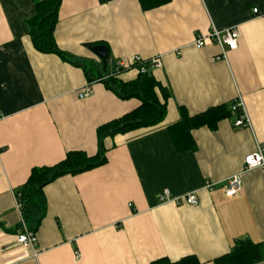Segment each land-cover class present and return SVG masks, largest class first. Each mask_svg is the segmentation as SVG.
Listing matches in <instances>:
<instances>
[{"label":"crops","instance_id":"1","mask_svg":"<svg viewBox=\"0 0 264 264\" xmlns=\"http://www.w3.org/2000/svg\"><path fill=\"white\" fill-rule=\"evenodd\" d=\"M256 9L257 12L253 13ZM33 0H0V264H150L193 256L213 264L240 240L264 245V169L243 171L244 158L264 149V0H169L143 10L138 0H61L57 47L72 62L41 53L29 35ZM212 27L236 28L237 48L194 41ZM104 46V65L90 50ZM159 58L148 71L170 93L157 125L104 138L106 163L46 185V213L25 223L38 255L16 243L21 214L16 189L34 167L53 166L69 151L93 157L97 128L140 105L122 100L95 76L113 63ZM136 68L117 78L130 82ZM89 85L91 95L78 99ZM240 100L249 127L223 119L191 132L195 148L176 151L168 127ZM241 188L226 196V181ZM211 184L210 189L206 185ZM195 193L197 205L162 204ZM79 253L76 258L75 254ZM260 264H264V261Z\"/></svg>","mask_w":264,"mask_h":264},{"label":"trees","instance_id":"2","mask_svg":"<svg viewBox=\"0 0 264 264\" xmlns=\"http://www.w3.org/2000/svg\"><path fill=\"white\" fill-rule=\"evenodd\" d=\"M143 10L156 8L166 4L169 0H138ZM35 13L28 21L29 35L36 50L41 53L55 54L61 59L72 62L70 55L62 52L54 40V30L58 19V8L61 0H33ZM92 45H90L91 47ZM108 55L103 60L105 65ZM84 69L89 82L102 80L108 90L118 98L128 100L137 99L140 105L134 110L123 114L97 128L98 152L89 157L81 151H69L59 163L49 167H34L24 184L16 189L15 196L21 205V216L26 223L32 217L39 221L46 213V198L43 189L46 185L66 175H78L106 163L105 150L102 146L104 138L135 130L146 129L159 124L166 114L167 101L170 93L166 87L157 82L147 70L138 72L137 77L130 82H122L117 76L94 74L95 67L90 64ZM120 74V73H119ZM236 102V101H235ZM235 102L224 104L206 110L195 116H189L180 109V120L168 127L172 143L178 152H185L195 148L191 132L201 127L216 129L218 122L223 119L234 121L241 115L240 108H234ZM264 261V245L249 240H240L231 250L218 257L213 264H260ZM150 264H199L193 256L181 258L176 262L165 259L156 260Z\"/></svg>","mask_w":264,"mask_h":264},{"label":"built area","instance_id":"3","mask_svg":"<svg viewBox=\"0 0 264 264\" xmlns=\"http://www.w3.org/2000/svg\"><path fill=\"white\" fill-rule=\"evenodd\" d=\"M256 12L257 10L254 9L253 13ZM238 38H239V32L234 27L225 29L223 31H220L212 27L208 35L196 38L193 44L197 49H200L208 43H213L219 47L221 51V56L223 57L225 56V52H224L225 47L230 51L235 50L237 48ZM160 65L161 64L159 58H153L150 59L149 61H145L138 56H133L129 58L126 62L113 63V71L108 76H117L122 71L131 68H136L137 72L144 73L150 67H160ZM105 78L106 76H104L102 79ZM91 92L92 91L90 89V86L85 85L82 89L77 91V97L80 100L86 99L91 95ZM236 107L241 109V115L239 118H236L233 121L232 123L233 127L236 129L249 127L250 126L249 120L244 112V108L240 100H237L235 102L234 108ZM256 168L264 169V149L261 146H258L254 153L244 158L242 172H247ZM211 187H212L211 184L206 185V188L208 189H210ZM240 188H241L240 174L233 175L226 181L225 195L232 196L236 194L240 190ZM158 199L162 204L165 203L179 204L182 201H184L186 204L190 206L197 205V197L195 193H189L182 197L172 198L169 192L165 190L159 195ZM16 208L20 212L21 205L19 204L17 199H16ZM36 242L37 240L34 231L27 228L23 218H21V232L16 236V243L20 246L30 248L32 250V257L36 258L38 255L37 251L34 250ZM75 256L76 258L79 257V253H76Z\"/></svg>","mask_w":264,"mask_h":264},{"label":"water","instance_id":"4","mask_svg":"<svg viewBox=\"0 0 264 264\" xmlns=\"http://www.w3.org/2000/svg\"><path fill=\"white\" fill-rule=\"evenodd\" d=\"M90 50L99 60L103 61L106 59V49L104 46H94Z\"/></svg>","mask_w":264,"mask_h":264}]
</instances>
